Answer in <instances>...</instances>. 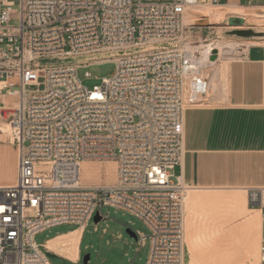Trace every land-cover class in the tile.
Here are the masks:
<instances>
[{
  "label": "built area",
  "instance_id": "built-area-1",
  "mask_svg": "<svg viewBox=\"0 0 264 264\" xmlns=\"http://www.w3.org/2000/svg\"><path fill=\"white\" fill-rule=\"evenodd\" d=\"M200 1L264 14V0H0V117L18 150L16 181L0 186V264H53L34 236L84 229L96 211L107 217L104 206L146 225L147 236L131 229L137 249L148 238L144 264H183L188 188L171 171L184 111L209 89L200 52L180 43L183 15ZM105 59L114 73L83 86L77 68ZM84 161H113L115 182L83 185ZM246 203L264 218V186L246 189Z\"/></svg>",
  "mask_w": 264,
  "mask_h": 264
},
{
  "label": "crops",
  "instance_id": "crops-1",
  "mask_svg": "<svg viewBox=\"0 0 264 264\" xmlns=\"http://www.w3.org/2000/svg\"><path fill=\"white\" fill-rule=\"evenodd\" d=\"M1 100L2 103L11 101L8 97ZM207 100L206 95L184 111L183 155L180 164L171 171V179L193 190L238 192L229 197L235 196L241 203L245 192L248 213L243 203L241 214L224 234L220 221L213 223L211 232V225L202 230L190 216L183 242V264H259L260 247L264 245V218L260 211L247 206L246 189L264 186V43H251L237 58L230 60L224 92L214 103ZM7 135L9 123L2 121L0 162L7 154L4 148H14L6 142ZM13 160L15 169L16 154ZM16 178L17 170L15 179L0 182V186L12 185ZM194 198V193L188 195L189 202ZM75 229H81L76 258L56 255L79 264L83 229L78 226ZM226 245H231L232 251L227 252Z\"/></svg>",
  "mask_w": 264,
  "mask_h": 264
},
{
  "label": "rangeland",
  "instance_id": "rangeland-1",
  "mask_svg": "<svg viewBox=\"0 0 264 264\" xmlns=\"http://www.w3.org/2000/svg\"><path fill=\"white\" fill-rule=\"evenodd\" d=\"M256 2L262 3L263 0H257ZM246 19L248 21H246ZM246 19L243 18L239 21H236L234 18H230L229 20L223 19V22L221 21L217 24L220 28H212L211 24L201 21L186 25L183 31L181 36L182 41L180 43L184 47L186 45L194 47L204 42L207 43L219 39V41L233 44V48L224 49L225 51L227 50V52L224 51V54L222 52L219 58L218 50H216L217 55L214 60L217 61L210 68L204 69L209 79L207 103L216 102L224 92L226 66L230 60L237 58L242 53L246 47L244 44L249 42L264 43V39L246 40L225 34L226 31L233 29V27L254 28L255 26V28L264 31V27H260L261 22L256 20L261 19L260 17H255L254 19L250 16ZM234 43L236 45H234ZM114 70V62L105 59V61L78 67L77 77L83 86L92 89L93 86L101 85L102 80L109 78L114 73ZM86 72L88 75H85ZM214 74L216 75L213 76ZM0 122H2L1 117ZM12 135V131H10V134L5 136V140L7 143L13 145L14 148L13 150L11 146L4 148L7 154L4 160L0 162V182L4 183L10 182L16 177L17 164L14 169L12 162L14 161L15 154L16 162L18 161V150L15 142L12 140ZM2 146L5 147L6 144H2ZM110 162L111 161H102L101 163H98V161L82 162L80 166V182L86 186L113 184L115 182V169ZM190 193L195 194V198L191 202L188 201V195ZM236 193L238 192H213L188 188L184 199L183 242H185L186 228L190 216L195 220L197 226H201L202 230L208 229L209 225H211L212 232L213 223L215 221H220L223 234L229 231V226L233 220L237 219L238 215L241 214L240 210L243 203L244 210L248 213L245 206V192H242L244 199L242 203L235 200V196L229 197V194ZM101 213L107 217L99 220L97 223L91 218L83 229L79 244L81 253L80 259L85 254H89L87 264H144L149 249L148 238H146L144 245L136 251L138 243L135 238L129 236L126 229L137 230L147 236L149 230L146 225L134 215L114 207L104 206L101 208ZM25 214L31 216L32 211L26 209ZM75 227L76 225L74 224H60L45 229L34 236V243L38 245L41 250L45 251L42 245L48 238L54 237L60 233H65ZM226 247L227 252L232 251V249H230L231 245H226ZM49 260L53 264H73L61 256L50 257ZM79 264H81V262H79Z\"/></svg>",
  "mask_w": 264,
  "mask_h": 264
},
{
  "label": "bare ground",
  "instance_id": "bare-ground-1",
  "mask_svg": "<svg viewBox=\"0 0 264 264\" xmlns=\"http://www.w3.org/2000/svg\"><path fill=\"white\" fill-rule=\"evenodd\" d=\"M199 3L200 5L190 7L185 11L183 15V19H182L184 25H189L191 23L202 21L204 23L211 24L212 28L213 27L220 28L217 24L221 22V19L229 20L230 18H234L236 21H239L243 18L246 19L250 16L253 17L254 19L255 17L264 18V14L258 15V13L255 11L254 8H247V7H241V6H236V5L212 6L208 4H202L201 1ZM256 20L261 22L260 27L262 26V23L264 25V19H256ZM246 21L248 20L246 19ZM254 29H257V28H255L254 26ZM219 40H214V41L207 42V43L204 42L194 47L189 46V45H186L185 47H187L188 49H194L200 52L204 67L210 68L217 61V60L213 61L210 59L209 57L210 51L218 50V58H219V55L221 56L222 52L223 54L227 52V50L225 51L224 49L233 48L232 43H227V42H223ZM251 43H257V42H249V43L244 44V46H247ZM234 45L236 44L234 43ZM215 75L216 74H214L213 76ZM3 121H7V120L5 119ZM10 131H11V128L9 125V134H10ZM110 163L115 169V163L113 161H111ZM80 232H81V229H75L74 231H70L69 233L55 236L53 239L45 243V247L49 251L55 254L63 255L70 259H75L77 255V245H78L79 238H80Z\"/></svg>",
  "mask_w": 264,
  "mask_h": 264
},
{
  "label": "water",
  "instance_id": "water-1",
  "mask_svg": "<svg viewBox=\"0 0 264 264\" xmlns=\"http://www.w3.org/2000/svg\"><path fill=\"white\" fill-rule=\"evenodd\" d=\"M223 22V19H221ZM227 35H231L237 38L241 39H258L263 40L264 39V31H261L259 29L254 28H242V27H233V29H230L225 32ZM216 57V50H213L212 56L210 57L211 60H214ZM46 63H71V62H77V59H69V60H48L45 61ZM100 220L99 212L96 211L93 216V221L97 223ZM126 232L129 234L130 237L135 238V234L132 230L129 228L126 229ZM46 255L50 258L56 257L57 255L51 252H46ZM89 260V254H85L82 257V263L81 264H87Z\"/></svg>",
  "mask_w": 264,
  "mask_h": 264
},
{
  "label": "trees",
  "instance_id": "trees-1",
  "mask_svg": "<svg viewBox=\"0 0 264 264\" xmlns=\"http://www.w3.org/2000/svg\"><path fill=\"white\" fill-rule=\"evenodd\" d=\"M75 228H73V229H71V230H74ZM71 230H69V231H71ZM79 262H81L82 263V258L79 260Z\"/></svg>",
  "mask_w": 264,
  "mask_h": 264
}]
</instances>
